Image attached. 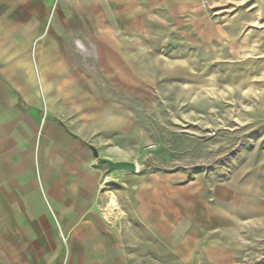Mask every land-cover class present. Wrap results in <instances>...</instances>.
I'll return each instance as SVG.
<instances>
[{"label": "rangeland", "instance_id": "1", "mask_svg": "<svg viewBox=\"0 0 264 264\" xmlns=\"http://www.w3.org/2000/svg\"><path fill=\"white\" fill-rule=\"evenodd\" d=\"M51 2L0 0V60L45 79L16 93L60 143L34 168L46 220L72 230L59 264H264L262 0H118L77 28L54 7L32 26Z\"/></svg>", "mask_w": 264, "mask_h": 264}, {"label": "crops", "instance_id": "2", "mask_svg": "<svg viewBox=\"0 0 264 264\" xmlns=\"http://www.w3.org/2000/svg\"><path fill=\"white\" fill-rule=\"evenodd\" d=\"M117 1L58 0L56 4V0H53L49 4L42 5L46 13L33 16L30 19L31 25L48 26L55 7V11H59L57 26L83 27L84 25L80 22L93 21L92 11H111V6ZM261 3L264 11V0ZM246 5L248 8L253 4L250 1ZM13 15L16 20L22 19L23 16L22 13ZM55 17L54 15V20ZM116 17L112 15L108 18L111 25H114ZM24 20L20 25L28 27L30 20ZM24 41L22 38V42ZM82 44L81 41H77L76 45L80 51L86 52L87 47ZM5 53L0 51V57H4ZM24 53L28 58V52ZM1 60L0 264H59L62 250L61 235L71 234L72 230L66 228V233H59L50 215V222L46 220L45 199L38 192L39 184L34 175V168L36 154L42 155L44 148L47 147L54 150L55 147H59L60 143L54 132L48 133L45 137L38 136L36 109L20 96L21 92L43 90L45 79L38 76L40 73L34 77V74L29 72L28 65L20 68L19 76L18 71L17 76H14L11 66H7L6 61ZM53 172H55L54 169L49 170V175L52 173V176L46 181L52 189L50 201L59 204L64 197L61 195L60 185L53 177Z\"/></svg>", "mask_w": 264, "mask_h": 264}, {"label": "water", "instance_id": "3", "mask_svg": "<svg viewBox=\"0 0 264 264\" xmlns=\"http://www.w3.org/2000/svg\"><path fill=\"white\" fill-rule=\"evenodd\" d=\"M93 156L98 159L99 164H104L107 166L109 171H118V172H129L134 173L137 171V165L133 162L118 161L114 162L109 159L99 158L98 152L91 147Z\"/></svg>", "mask_w": 264, "mask_h": 264}, {"label": "bare ground", "instance_id": "4", "mask_svg": "<svg viewBox=\"0 0 264 264\" xmlns=\"http://www.w3.org/2000/svg\"><path fill=\"white\" fill-rule=\"evenodd\" d=\"M83 45V44H82ZM86 49V48H85Z\"/></svg>", "mask_w": 264, "mask_h": 264}]
</instances>
